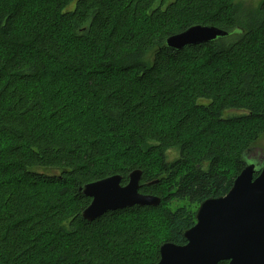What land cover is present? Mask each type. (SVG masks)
<instances>
[{
	"label": "trees",
	"instance_id": "1",
	"mask_svg": "<svg viewBox=\"0 0 264 264\" xmlns=\"http://www.w3.org/2000/svg\"><path fill=\"white\" fill-rule=\"evenodd\" d=\"M196 24L231 34L167 47ZM50 63L86 75L101 102L99 132L56 140L40 130L48 101L39 83ZM158 109L174 113L168 127L154 119ZM53 112L63 118V109ZM8 139L0 264H157L162 243L187 242L200 204L228 193L249 151L264 156V0L256 9L240 0H0V140ZM170 149L176 161L167 160ZM115 150L146 159L96 171ZM137 168L141 192L160 196V205L83 218L85 184L116 173L126 184ZM10 176L59 190L24 203ZM150 211L163 216L166 237L138 218Z\"/></svg>",
	"mask_w": 264,
	"mask_h": 264
},
{
	"label": "water",
	"instance_id": "2",
	"mask_svg": "<svg viewBox=\"0 0 264 264\" xmlns=\"http://www.w3.org/2000/svg\"><path fill=\"white\" fill-rule=\"evenodd\" d=\"M230 34L215 25L196 24L169 36L166 45L181 50ZM246 163L227 194L200 204L196 223L183 233L185 244H161L157 264H264V156L256 149L249 151ZM142 176L137 168L126 184L119 173L85 184L82 192L91 202L83 218L93 221L110 211L160 205V196L141 192Z\"/></svg>",
	"mask_w": 264,
	"mask_h": 264
},
{
	"label": "rangeland",
	"instance_id": "3",
	"mask_svg": "<svg viewBox=\"0 0 264 264\" xmlns=\"http://www.w3.org/2000/svg\"><path fill=\"white\" fill-rule=\"evenodd\" d=\"M241 3L249 8L256 9L259 7L261 0H240ZM146 21L141 20L131 23L132 26L138 27ZM196 68H203L197 65ZM100 77L104 76L107 80L111 79L108 74H99ZM39 88L44 89L48 104L45 107L44 115L40 120V130L49 135L53 139L63 140L67 138H80L85 134L99 129V125L104 123V119L100 112L101 102L99 98L89 93L86 89V75L76 74L68 72L62 65H56L50 63L46 75L39 83ZM55 108H61L64 110L63 118H58V114L53 111ZM241 112L236 110H229L225 112V116L237 115ZM173 112L166 109H158L152 115L159 126L168 127L167 124L171 122ZM101 129V128H100ZM97 130V132L100 131ZM10 143V140H0V148H5ZM203 143H197L195 148L201 149ZM112 156L106 161L98 162L96 165V171L102 169H108L111 167H118L123 162L132 163L138 160H144L142 155L138 153H126L123 151H113ZM167 160L176 161L179 158L178 151L170 149L167 151ZM9 176L2 174L0 170V180L8 178ZM14 176H10L9 183L12 184L11 188L21 194V201L24 203L27 201L43 200L46 197L51 196L54 192L59 190L57 184H31L25 182L24 179L20 183H15ZM17 182V181H16ZM1 194L4 196L5 189L0 188V208H1ZM181 203L175 201L171 204L172 209H176ZM152 211L143 214L138 217L141 218L142 223H148L152 229L160 237L167 236V228L163 220V216L160 214H151ZM136 216V215H135ZM135 216L127 217V222L135 218ZM126 217V216H125ZM123 226V225H122Z\"/></svg>",
	"mask_w": 264,
	"mask_h": 264
}]
</instances>
